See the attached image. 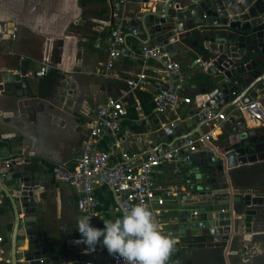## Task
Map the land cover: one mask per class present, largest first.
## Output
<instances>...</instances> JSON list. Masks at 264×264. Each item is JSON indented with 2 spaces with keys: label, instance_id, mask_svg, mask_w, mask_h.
<instances>
[{
  "label": "crops",
  "instance_id": "1",
  "mask_svg": "<svg viewBox=\"0 0 264 264\" xmlns=\"http://www.w3.org/2000/svg\"><path fill=\"white\" fill-rule=\"evenodd\" d=\"M163 1L127 0L124 8L117 11L114 8L115 0H112V6L108 0L106 3L100 0H69L67 13L46 23L41 21L43 10L20 12L15 34L4 43L0 41V80L5 74L19 73L21 83L25 84V93L18 95H6L13 91L12 87L6 89L5 93L0 89V160L2 165L6 160L14 158L19 163L22 161L19 156L25 154L34 161L40 197L36 233L38 244L47 245L49 250V255H42L49 259L45 264H70L76 257L87 256L85 250L69 246L71 238L80 236L76 228L77 218L84 215L78 211L76 205L79 193L71 184L55 180L51 170L59 165H65L69 169L75 168L85 143L91 139L90 130L92 122L96 120V107L103 104L108 96L123 102V98L130 93L126 80L135 79L139 73H143L146 84L137 88L135 93L144 92L143 96L150 94V102L153 105L152 110L145 114L141 110L140 99L136 96L134 106H140L139 110L134 109L138 112V117L134 120L136 129L131 130L127 125L123 126L126 114L120 121L121 130L117 131V135L127 134L121 148L133 154L136 163L155 146L175 144L180 135L188 133L193 134L191 137H198L210 131L215 132L223 126L219 120L209 121L206 125L204 122L207 120L200 121L194 114L198 112L196 100H199L197 97L200 95L197 92L200 88L199 78H204L200 70L201 64H195V60L202 57V51L196 52L191 48L190 37L187 45L182 40L159 39L154 35L148 39L141 28L144 14L148 10L160 8ZM5 12L7 15L17 14L1 6L0 13ZM121 17L124 18L122 22ZM75 19H78V24L74 23ZM131 22L132 27L141 30L139 36L130 35L131 26L126 28V25ZM119 24L126 31V45L133 56L115 60L113 67L108 70L107 42L105 40L103 43L101 40L100 45L94 46V32L109 31L117 28ZM53 42L57 47L51 46ZM47 43L50 48L45 56ZM160 45L169 49L174 61L187 74L181 94L193 99L190 104L181 103L174 110L162 113L155 110L153 99L157 87L163 84L164 70L153 58H141L144 47ZM46 61L51 64L52 72L44 78L35 77L33 72ZM243 93L233 95V98L221 105L219 112L225 110L229 113L232 99L237 101ZM259 98L264 102V95ZM6 99H10V102L6 103ZM171 119L172 123H176V128L174 127L170 134L161 133V129L165 130L171 125ZM184 120H189V123L182 125ZM246 121L249 128H257L261 133L264 130V126L256 125L249 118ZM102 138L105 143L99 141L97 146L100 150L108 151L115 135L108 133ZM208 141L202 140V144ZM119 152L118 146L111 162L117 159ZM261 162L259 165L251 163L248 176L236 178L240 182L235 181V185L251 186L264 193V161ZM177 168L180 172H177ZM150 177L151 185L157 192V188L171 189L167 195H163L165 203L154 206L159 217L164 220L163 232L171 233L177 240L168 264H264V219L258 231L251 228L253 232H246L242 221L239 224L236 222V232L230 240L228 239L224 253L221 254L215 246L191 245L189 231L184 232V243H181L179 241L183 229L179 226V211L182 206L191 203L186 196L193 194L192 189L197 184L193 178V170L190 166H181L170 161L155 167ZM232 184L234 183H229L230 186ZM94 191L97 214L90 222L94 227L103 228L104 223L100 217L115 219L122 214V210L106 185L97 184ZM13 222L11 202L6 194L0 191V260L4 258L7 264H11ZM97 246L105 248L102 244ZM255 248L259 253L254 252ZM236 252H244L243 260Z\"/></svg>",
  "mask_w": 264,
  "mask_h": 264
},
{
  "label": "water",
  "instance_id": "2",
  "mask_svg": "<svg viewBox=\"0 0 264 264\" xmlns=\"http://www.w3.org/2000/svg\"><path fill=\"white\" fill-rule=\"evenodd\" d=\"M108 1L112 6V0ZM16 24L15 14L0 13V41L15 34ZM130 26L133 22L126 28ZM141 28L148 39L154 35L159 39L182 40L187 45L190 37L191 48L202 51L200 70L204 78H199L196 104L204 102L217 112L238 92L244 93L237 101L232 99L230 106L264 95V0H164L160 8L144 14ZM51 46L57 44L53 42ZM49 48L47 43L45 56ZM24 86L19 73L5 74L0 80L4 93L13 88L7 96L25 93ZM8 102L10 99H6ZM246 122L240 111H234L208 143L198 142L189 160L178 163L192 167L197 183L195 188L191 187L193 194L186 196L191 203L179 211V226L183 229L179 242L184 243L182 235L189 231L191 245L215 246L221 254L236 232V222L242 221L246 232H253L251 228L258 231L264 219V193L251 186L235 185L236 178L248 176L251 163L259 165L264 161V130L261 133L257 128H249ZM188 123L185 120L182 125ZM167 127L161 133L170 134L176 123ZM19 157V163L14 158L2 165L0 160V191L9 198L14 213L10 262L29 264L31 260L30 264H39L37 259L49 255V250L47 245L38 244L36 233L40 210L38 180L33 159L25 154ZM227 181L234 184L230 186ZM193 210L198 214L194 215ZM254 252L259 250L255 248ZM243 253L236 255L243 260Z\"/></svg>",
  "mask_w": 264,
  "mask_h": 264
},
{
  "label": "built area",
  "instance_id": "3",
  "mask_svg": "<svg viewBox=\"0 0 264 264\" xmlns=\"http://www.w3.org/2000/svg\"><path fill=\"white\" fill-rule=\"evenodd\" d=\"M149 1L156 2L157 0ZM126 3L127 0H115L114 8L118 11L119 8H124ZM123 19V17L120 18L121 22ZM74 23L78 24V19H75ZM121 27L122 25L119 24L117 28L110 30V34L106 38L108 55L106 67L108 70L113 67L115 60L133 56L126 45V31ZM130 34L139 36L141 30L131 26ZM101 40L100 36H96L94 46L100 45ZM141 53V58L143 56L153 58L164 70L163 84L157 87V93L153 99L155 110L162 113L174 110L181 103L190 104L193 99L188 95L183 96L181 94L187 74L174 61L169 49L165 45L151 48L144 47ZM195 64H202V57L196 58ZM51 68V64L46 61L45 64L33 72V75L37 78H44L52 71ZM145 84L143 73H139L135 79L126 80V86L130 93L135 92L137 88L144 87ZM230 107L232 108L229 113L225 110L215 112L212 106H207L203 102L197 104L198 112L194 114L197 115L200 121L207 120L204 122L206 125L209 121L213 122L214 120H219L222 124L234 111L238 110L246 120L249 118L256 125L264 126V102L259 97L251 98L246 102H237ZM135 108L139 110L140 106L136 104ZM95 112L96 120L92 122L93 125H91L90 130L91 139L85 143L80 156L76 160L75 168L69 169L65 165L53 168L51 171L54 179L71 184L77 190L79 193L76 202L78 211L84 213V215L92 216L90 220H94L97 214L95 212L94 187L98 184V186L106 185L111 190L117 206L121 210L131 204L140 202L148 204L162 228L164 220L159 217L154 206L155 204L157 206L164 204L165 197L163 195H167L171 189L168 190V187L157 188L159 189L157 192L151 185V171L155 167L163 166L170 161L178 164L189 160L190 153L196 150V144L202 140H210L215 132L210 131L200 134L198 137L179 138L175 144L168 146H155L146 152L140 162L136 163L133 160V154L121 148V143L127 138V134L117 135V131L121 130L120 121L127 114L124 101L108 96L103 104L96 107ZM108 133L114 134L115 139L108 151L100 150L97 143L102 141V137ZM118 146L120 147L119 155L114 162H111L112 156L116 155L115 151ZM176 170L180 172L179 168ZM193 214L197 215L198 212L193 210ZM79 239H81V236L71 238L69 246L85 250L87 256L85 258L76 257L70 261V264H124L119 257L110 255L106 248L96 246L95 251H89L85 244L74 242ZM48 261L49 259L44 256L37 259L39 264H45ZM30 263L31 260H29Z\"/></svg>",
  "mask_w": 264,
  "mask_h": 264
},
{
  "label": "clouds",
  "instance_id": "4",
  "mask_svg": "<svg viewBox=\"0 0 264 264\" xmlns=\"http://www.w3.org/2000/svg\"><path fill=\"white\" fill-rule=\"evenodd\" d=\"M91 217L77 218L76 228L81 239L74 241L85 244L89 251H95L96 246L102 244L124 264H168L175 251L177 240L171 233L163 232L156 215L144 202L124 207L115 219L100 217L103 228L92 226Z\"/></svg>",
  "mask_w": 264,
  "mask_h": 264
},
{
  "label": "trees",
  "instance_id": "5",
  "mask_svg": "<svg viewBox=\"0 0 264 264\" xmlns=\"http://www.w3.org/2000/svg\"><path fill=\"white\" fill-rule=\"evenodd\" d=\"M100 1L103 3H106L107 0H100ZM68 3H69V0H47L45 5H48V7L43 10L44 15H43V19L41 21L43 23H46V22H52L55 19L61 18L62 16L65 15V13H67V10L69 8ZM108 28H110V27H108ZM109 34H110V30L109 31L108 30H106V31L102 30L99 33L94 32V37L100 36L102 39V42L104 43V41L106 40V38L108 37ZM135 92L129 93L126 97L123 98V101H124L126 108H127V116L124 119L125 121L123 123V126L127 125L131 130L136 129V125L134 124V120H135V118L138 117V112L136 113V111L134 110L135 109L134 100H135V98H137L136 96H138V98L140 99V103L142 105L141 110H143L145 114L149 113L150 110H152V108H153V105L150 102V100H151L150 94H146L145 96H143L144 92H137V94ZM101 143L104 144L105 142L102 141ZM5 202L8 203V201L6 199H5ZM3 212L5 213L4 210H3ZM4 260H5L4 258H1L0 264H7V263H5Z\"/></svg>",
  "mask_w": 264,
  "mask_h": 264
},
{
  "label": "flooded vegetation",
  "instance_id": "6",
  "mask_svg": "<svg viewBox=\"0 0 264 264\" xmlns=\"http://www.w3.org/2000/svg\"><path fill=\"white\" fill-rule=\"evenodd\" d=\"M47 0H0V7L4 6L8 9L15 11L16 19L20 12L41 11L48 7L45 5ZM27 4V5H26ZM6 14V12H5ZM8 40H4L3 43Z\"/></svg>",
  "mask_w": 264,
  "mask_h": 264
},
{
  "label": "rangeland",
  "instance_id": "7",
  "mask_svg": "<svg viewBox=\"0 0 264 264\" xmlns=\"http://www.w3.org/2000/svg\"><path fill=\"white\" fill-rule=\"evenodd\" d=\"M192 168V167H191Z\"/></svg>",
  "mask_w": 264,
  "mask_h": 264
}]
</instances>
